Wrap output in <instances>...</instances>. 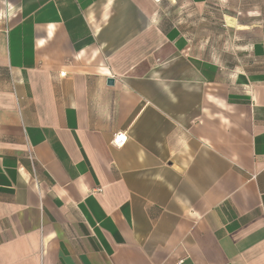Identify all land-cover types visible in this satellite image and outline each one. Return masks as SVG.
Here are the masks:
<instances>
[{"label":"crops","instance_id":"1","mask_svg":"<svg viewBox=\"0 0 264 264\" xmlns=\"http://www.w3.org/2000/svg\"><path fill=\"white\" fill-rule=\"evenodd\" d=\"M0 264H264V0H0Z\"/></svg>","mask_w":264,"mask_h":264},{"label":"built area","instance_id":"2","mask_svg":"<svg viewBox=\"0 0 264 264\" xmlns=\"http://www.w3.org/2000/svg\"><path fill=\"white\" fill-rule=\"evenodd\" d=\"M65 73L62 75L64 76ZM128 141V135L126 133H117L113 138V145L116 147H122Z\"/></svg>","mask_w":264,"mask_h":264},{"label":"water","instance_id":"3","mask_svg":"<svg viewBox=\"0 0 264 264\" xmlns=\"http://www.w3.org/2000/svg\"><path fill=\"white\" fill-rule=\"evenodd\" d=\"M113 82H114L113 80H109L108 81L109 84H113Z\"/></svg>","mask_w":264,"mask_h":264}]
</instances>
